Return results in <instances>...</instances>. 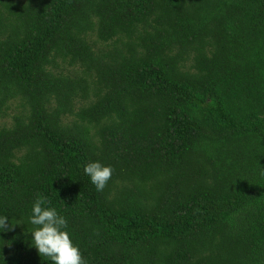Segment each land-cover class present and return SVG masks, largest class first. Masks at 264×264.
Here are the masks:
<instances>
[{
	"label": "trees",
	"instance_id": "16d2710c",
	"mask_svg": "<svg viewBox=\"0 0 264 264\" xmlns=\"http://www.w3.org/2000/svg\"><path fill=\"white\" fill-rule=\"evenodd\" d=\"M13 99L0 264H53L40 197L87 264H264V0H0Z\"/></svg>",
	"mask_w": 264,
	"mask_h": 264
},
{
	"label": "clouds",
	"instance_id": "9594fccd",
	"mask_svg": "<svg viewBox=\"0 0 264 264\" xmlns=\"http://www.w3.org/2000/svg\"><path fill=\"white\" fill-rule=\"evenodd\" d=\"M84 172L90 177L97 191H103L110 180L113 169L100 162H91L84 166ZM49 201L38 198L30 216L34 226L32 244L41 257L49 258L53 264H87L78 246L74 245L67 228L66 219L58 215L54 208H46ZM18 224V223H17ZM17 224H9L8 218L0 217V231H11Z\"/></svg>",
	"mask_w": 264,
	"mask_h": 264
},
{
	"label": "rangeland",
	"instance_id": "374dc122",
	"mask_svg": "<svg viewBox=\"0 0 264 264\" xmlns=\"http://www.w3.org/2000/svg\"><path fill=\"white\" fill-rule=\"evenodd\" d=\"M53 71H59L61 73H69L71 67L65 64L59 66V68L53 69ZM19 110L18 99L9 100L6 103V107L0 109V126H7L11 123V116Z\"/></svg>",
	"mask_w": 264,
	"mask_h": 264
}]
</instances>
